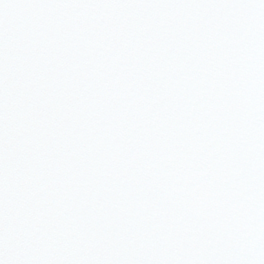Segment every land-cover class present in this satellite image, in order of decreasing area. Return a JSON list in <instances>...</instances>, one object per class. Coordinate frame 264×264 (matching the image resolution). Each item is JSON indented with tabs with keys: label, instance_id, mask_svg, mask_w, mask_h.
<instances>
[{
	"label": "snow or ice",
	"instance_id": "obj_1",
	"mask_svg": "<svg viewBox=\"0 0 264 264\" xmlns=\"http://www.w3.org/2000/svg\"><path fill=\"white\" fill-rule=\"evenodd\" d=\"M0 264H264V0H0Z\"/></svg>",
	"mask_w": 264,
	"mask_h": 264
}]
</instances>
